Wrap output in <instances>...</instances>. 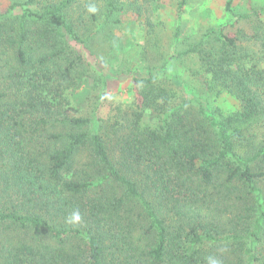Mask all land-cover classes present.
Returning <instances> with one entry per match:
<instances>
[{
  "label": "trees",
  "instance_id": "16d2710c",
  "mask_svg": "<svg viewBox=\"0 0 264 264\" xmlns=\"http://www.w3.org/2000/svg\"><path fill=\"white\" fill-rule=\"evenodd\" d=\"M188 1H177L178 21ZM163 2L0 9V264H264V66L243 45L264 47V6L236 12L227 0L234 19L178 52L199 57L198 90L154 66L134 79L130 104L102 113L106 78L84 48L121 15ZM126 62L119 72H132ZM211 93L239 108L223 112ZM76 210L81 223H67Z\"/></svg>",
  "mask_w": 264,
  "mask_h": 264
},
{
  "label": "rangeland",
  "instance_id": "374dc122",
  "mask_svg": "<svg viewBox=\"0 0 264 264\" xmlns=\"http://www.w3.org/2000/svg\"><path fill=\"white\" fill-rule=\"evenodd\" d=\"M178 0H164L158 12L139 15L130 11L121 15V21L111 24L95 34L88 41V48L83 52L93 64L94 69L106 78L102 90V102L105 107L102 113L115 114L112 105L130 104L134 97V79L147 75L154 66L166 65L185 93L198 90L203 85V67L196 55L181 56L178 52L186 49L191 43L199 40L204 32L212 26H222L234 18L227 12V0H189L180 21L176 17ZM10 0H0V9H5ZM236 12L250 11L264 6V0H235ZM145 12V13H144ZM264 20V13L262 16ZM250 29L252 25H245ZM180 27L177 38L176 28ZM247 48V61H257L264 66V47L260 41H244ZM83 49V48H82ZM173 54V55H172ZM130 60L133 70L130 73L119 72L126 69ZM86 95H79L73 109L78 113L85 108ZM214 104L225 113L239 108L240 102L233 95L223 93L215 96L211 93ZM145 121L153 123L154 116L149 111Z\"/></svg>",
  "mask_w": 264,
  "mask_h": 264
},
{
  "label": "clouds",
  "instance_id": "9594fccd",
  "mask_svg": "<svg viewBox=\"0 0 264 264\" xmlns=\"http://www.w3.org/2000/svg\"><path fill=\"white\" fill-rule=\"evenodd\" d=\"M99 11L98 7L94 3H90L87 6V12L90 14L95 15ZM82 221V216L79 210H76L71 213V215L66 219V222L69 224H79ZM207 264H223L222 260L215 257V256H209L207 257Z\"/></svg>",
  "mask_w": 264,
  "mask_h": 264
}]
</instances>
